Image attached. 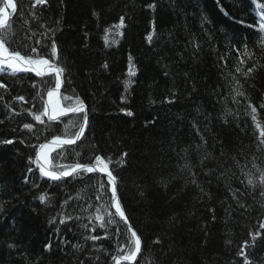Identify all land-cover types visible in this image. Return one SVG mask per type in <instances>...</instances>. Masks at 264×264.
<instances>
[{
  "label": "trees",
  "instance_id": "16d2710c",
  "mask_svg": "<svg viewBox=\"0 0 264 264\" xmlns=\"http://www.w3.org/2000/svg\"><path fill=\"white\" fill-rule=\"evenodd\" d=\"M12 2L5 35L14 31L34 57L65 68L61 107L88 108L82 138L46 148L47 164L63 171L97 155L111 161L117 198L143 240L139 258L119 264H264V196L252 168L255 157L264 169V0ZM0 83V139L13 141L0 143V264H110L127 255L131 234L105 174L52 180L40 171L38 145L74 139L83 123L73 113L41 124L28 112H43L55 76L3 73ZM250 169L256 187L247 185ZM108 212L114 223L101 229L96 217L107 221Z\"/></svg>",
  "mask_w": 264,
  "mask_h": 264
},
{
  "label": "snow or ice",
  "instance_id": "6c2138e0",
  "mask_svg": "<svg viewBox=\"0 0 264 264\" xmlns=\"http://www.w3.org/2000/svg\"><path fill=\"white\" fill-rule=\"evenodd\" d=\"M8 4L11 5L13 10L15 9L16 5L12 2V0H7ZM46 3V0H33V6L36 4H44ZM150 7H154V5H150ZM261 11V19H264V6H260ZM5 10L4 8H0V73H20V72H34L37 76L44 77L45 75L48 76H55L56 78V85L55 89L48 92V97L51 98L53 95H55L56 90L60 88V78L62 73H64L65 68L60 67L56 64H53L52 61H50L47 58H44L43 56H40L39 58L34 57L33 54L36 53L35 48H30L28 45L23 43L22 40L16 38V33L13 32H7V35H5L8 27V17L4 14ZM124 26V18L121 17L120 19V27ZM262 29H264V23L260 25ZM54 29H48L44 36L51 41L50 47L51 52L49 53L50 56L53 58L57 55V45L54 39ZM151 39V37H149ZM9 43L13 45V47L10 49ZM22 51L25 54H22ZM104 67H107L105 64ZM254 67H249L246 72H243V75L247 78L253 71ZM237 72H240L241 70L239 68L236 69ZM131 75H135L134 72H130ZM0 88H6V85L3 83H0ZM238 95H243V93H237ZM2 99V97H0ZM19 101H24V96H18L16 97ZM35 99V97H34ZM41 101L43 100V97H40ZM70 99V98H65ZM261 107H264V105H261ZM253 111H255V108H253ZM15 112V110H13ZM28 112L33 116L34 120L40 122L41 124L44 123V120L42 119L43 116H46L49 120H58L63 116H66L68 112H72L74 114H82V120L83 123L79 125V131L75 133L74 139H62L61 136H54L51 143L63 146V145H71L74 144L77 140H79L83 134L85 127L88 123V115L85 110V106L82 102H77V104L73 105L69 108H64L59 106V101L56 102L55 105H52L51 102L49 103V106L44 108L43 112L41 114H36L31 111V109H28ZM19 114V113H17ZM131 115V113H128ZM74 127L76 125H73ZM24 129L32 130L34 128V125L31 123H25L23 125ZM264 135V133H262ZM0 143L5 144H11L13 143L12 140H4L0 141ZM41 151L48 147L47 144H41L39 145ZM124 156L127 155V153L123 154ZM44 163L47 164V156L45 155L43 157ZM89 160H94V163H77L75 165L69 166L67 170H63L60 173H56L53 171L48 170L46 167H41L40 171L43 172V174L46 177H49L52 180H61L64 177H71L79 175L80 173H99V174H106V183L111 185V197L114 201V208H115V215L119 216L121 221L126 225L128 228L131 239L128 237H124L126 240H128V243L126 245L128 252L127 255H124L123 257L117 259V264H119L120 259L128 260V261H134L136 259V256L141 251V237L137 234L136 230L132 229V226L128 224V217L125 215V211L119 201V199L116 197V191H117V185L116 180L117 177L113 175V172L109 170V163L111 162L110 159L108 162L104 161V158L102 156H94V157H88ZM252 168L255 169L256 173H259L257 179L259 181V185L262 188L260 195L264 196V169H261L257 167L255 163V157H253L252 161ZM247 176V185L256 187V181L253 179L254 173L250 169L248 173H246ZM241 183H244L242 180ZM101 189L104 188V183L100 184ZM45 198L42 196L41 200L43 201ZM71 199V198H70ZM97 199H100V196H97ZM67 204V201L64 202ZM97 212H99V209H97ZM108 220L105 221L103 217L97 215V219L101 220L100 228L104 229L106 228L107 224L114 223L112 220V213L108 212ZM71 219V217H69ZM61 223L64 221L61 220ZM95 231V229H93ZM116 232L119 233V228L116 229ZM91 239L93 240H99L101 239L100 236H92ZM9 247H15V245H9ZM246 264L248 262L246 261Z\"/></svg>",
  "mask_w": 264,
  "mask_h": 264
},
{
  "label": "water",
  "instance_id": "95a60500",
  "mask_svg": "<svg viewBox=\"0 0 264 264\" xmlns=\"http://www.w3.org/2000/svg\"><path fill=\"white\" fill-rule=\"evenodd\" d=\"M4 1H5V6H4V8H5V15L8 17V23H9L10 18H11L12 8H11L10 5L8 4L7 0H4ZM56 65H57V64H56ZM63 84H64V81H63V78H61V84H60V88H59V89H61V88L63 87ZM48 106H49V103H48ZM84 106H85V110H86V112H87L88 108H87L86 105H84ZM68 114H72V112H70V113H68ZM78 141H79V140H77L76 142H78ZM76 142H75V143H76ZM42 144H47V145H49V146H59V145H56V144L51 143V141H47V142H44V143H42ZM40 145H41V144H40ZM66 145H67V144H66ZM66 145H63V146H66ZM36 157H37V160H38L39 165H40L41 167H46V168H47L48 170H50V171H53V172H56V173H60L59 171H57V170L51 168L50 166H48L47 164L44 163V160H43V158L41 157V149H40L39 146L37 147V150H36ZM105 175H106V174H105ZM64 178H66V177H64ZM116 185H117V180H116ZM116 197H117V191H116ZM112 202H113V205H114V201H113V200H112ZM113 207H114V206H113ZM114 210H115V208H114ZM128 224H130V225L132 226V229L136 230L135 227H134L129 221H128ZM136 232H137V234L140 236V234L138 233L137 230H136ZM140 237H141V236H140ZM141 241H142V243H141V251H140V253L137 254L136 259H135L134 261H128V260H123V259H120V261H124V262H127V263H134V262L139 258L140 254H141V252H142V246H143V240H142V238H141ZM123 256H124V255H116V256L111 260L110 264H117V259H119V258H121V257H123Z\"/></svg>",
  "mask_w": 264,
  "mask_h": 264
},
{
  "label": "bare ground",
  "instance_id": "6f19581e",
  "mask_svg": "<svg viewBox=\"0 0 264 264\" xmlns=\"http://www.w3.org/2000/svg\"><path fill=\"white\" fill-rule=\"evenodd\" d=\"M4 6H5V3H4V5H3V8H4ZM10 7H11V5H10ZM5 9V8H4ZM252 15H254V13H252ZM257 15H258V17H259V21H260V23H263L264 21V19H261V11H260V9L257 11ZM53 64H55V63H53ZM28 73H33V74H35L34 72H28ZM36 75V74H35ZM61 78H63V81H64V75H63V73H62V75H61ZM61 78H60V84H61ZM63 87H64V84H63ZM63 87L61 88V89H58V90H56V93H55V95H53L51 98H49L48 97V92L49 91H52V90H54L55 89V86H52L51 88H49L46 92H45V101H46V106H45V108L46 107H48V103H50L51 102V104H54L55 103V99L57 100V101H59V98H60V93H61V91H62V89H63ZM84 105V104H83ZM68 113H70V112H68ZM73 114V113H72ZM71 114H67L66 116H63V117H67V116H70ZM62 118V117H61ZM82 138V137H81ZM80 138V139H81ZM79 139V140H80ZM0 141H3L2 139H0ZM67 146V145H66ZM37 150V149H36ZM35 154H36V152H35ZM37 158V157H36ZM85 163H92V162H85ZM66 178H68V177H66ZM117 190H118V187H117Z\"/></svg>",
  "mask_w": 264,
  "mask_h": 264
},
{
  "label": "rangeland",
  "instance_id": "374dc122",
  "mask_svg": "<svg viewBox=\"0 0 264 264\" xmlns=\"http://www.w3.org/2000/svg\"><path fill=\"white\" fill-rule=\"evenodd\" d=\"M5 14V13H4ZM56 102H57V100L55 99V103L54 104H52V105H55L56 104ZM59 106H60V104H59ZM47 148H52L51 146L50 147H47ZM43 150H46V148L45 149H43Z\"/></svg>",
  "mask_w": 264,
  "mask_h": 264
}]
</instances>
